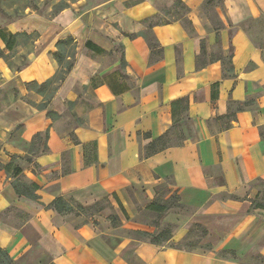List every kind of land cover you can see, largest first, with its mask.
Instances as JSON below:
<instances>
[{
	"label": "crops",
	"instance_id": "crops-1",
	"mask_svg": "<svg viewBox=\"0 0 264 264\" xmlns=\"http://www.w3.org/2000/svg\"><path fill=\"white\" fill-rule=\"evenodd\" d=\"M170 1L77 0L54 17L29 12L8 25L38 39L25 70L0 59V78L16 91L0 115V161L26 157L35 135L49 133L37 173L20 161L38 200L19 196L0 171V248L19 264L36 249L48 264H264V0H222L221 30L204 16L206 0H181L186 14L167 10ZM151 31L161 54L143 36ZM68 37L75 65L42 109L44 97L26 84L55 76L52 55ZM218 58L231 59L230 76ZM179 99L188 119L173 130ZM161 137L176 144L154 151ZM173 195L191 213L166 215L175 227L161 244L117 233L109 215L81 224L48 208L58 198L84 208L108 200L124 228L138 203ZM194 225L207 230L204 242L173 247Z\"/></svg>",
	"mask_w": 264,
	"mask_h": 264
},
{
	"label": "trees",
	"instance_id": "trees-1",
	"mask_svg": "<svg viewBox=\"0 0 264 264\" xmlns=\"http://www.w3.org/2000/svg\"><path fill=\"white\" fill-rule=\"evenodd\" d=\"M22 11L23 13L16 18L9 19V24L13 23L17 20H20L24 18L27 14L26 11L30 10L31 12H35L39 15H44V8H46L50 0H26ZM77 0H73L72 2H61L58 5H56L53 9L52 14H50L51 17H54L58 15L63 10L70 7V5ZM222 3V0H206L204 7L207 8V10H213L214 13L217 6H219ZM175 7L177 9H180L181 11H185L186 13L189 11L187 6L181 1L176 0L174 3ZM20 9H16V13H19ZM8 16V13H7ZM150 20H146L145 23H149ZM152 22V20H151ZM153 23V22H152ZM152 23H150L152 27ZM6 26H0V40L4 44V48L0 47V59L4 60L6 63H8L9 67L13 70H16L17 72H21L22 70H25L28 68L31 64L28 54L32 52L30 50L33 49L35 42L38 39V35L36 33L28 34L26 32H18V33H12L8 30V25ZM221 24V22H220ZM223 28V25L221 24L220 28H217V30H221ZM143 36L148 41L149 46L151 50L156 51L157 53H162L161 46L157 39L154 36L153 31L150 33L145 32L143 33ZM76 42L73 37H68L67 39L59 40L56 43V52L53 53V59L57 62L59 65V69L57 70L54 77L49 79L48 81L40 84L36 81L27 83L26 87L30 91H34L37 94L44 97L45 103L40 105V108L45 109L47 108L50 100L53 98L55 92L58 90V88L61 86V84L66 80L67 76L72 71L75 61H76ZM29 49V53L26 55V60L24 63H22L20 66L16 67L13 63H11V60L15 58L21 50ZM218 60H222L221 58H218ZM223 62L224 66V76H230V72H233L232 62L231 59L228 62ZM8 102L7 95H0V113L5 108L6 104ZM34 105V103H31ZM242 105V104H241ZM239 107H242V106ZM189 110V102L186 99H179L172 104V113H173V130L177 128L179 124H181V121H185L186 118L188 119V116L186 115ZM51 116H55V113L49 112L48 113ZM185 114V116H184ZM231 125H228L226 128H230ZM174 132V131H173ZM263 139H264V131L261 133ZM49 137V133H39L35 135L32 144L31 149L29 152V155L26 157H18L13 156L11 158V161L9 163H3L0 161V171H5L8 175L9 179H12V185L16 191V193L19 196H24L26 198L32 199V200H38L39 197L37 195V190L39 189L38 185L35 183L29 181L25 174H24V168L21 164L18 162L23 161L27 165L32 166L33 172L37 173L39 166L36 163V157L45 153L47 151V139ZM182 144L183 142L179 141L178 144ZM175 141L172 139H166L164 137H161L157 139L155 142H153L151 145L153 146V150L157 151L160 149L167 148L169 146H173ZM0 150H1V144H0ZM104 202V201H103ZM108 207L111 208V204L109 201H105ZM102 202L89 207L84 208L80 205H77L73 201H67L63 198L56 199L48 208H51L55 210L56 212L60 214H71L74 213L75 210H81V211H87L91 210L97 205H100ZM148 210L153 211L158 214V217L160 220L164 219L166 215H168L170 212H173L176 209H185V207L180 203V199L178 196L173 195L169 199H161L157 198L154 202L148 205ZM115 219L119 222V217L115 215ZM120 223V222H119ZM198 230L201 232V239L198 242H187L190 236L192 235L193 230ZM138 234H141L145 237H153L154 240L150 241L154 244H161L162 240L160 238H155L154 234L152 233H145V232H138ZM207 236V230L200 225H194L191 227L189 236L182 242L178 244H172L173 247H175L178 250L182 251H192L195 248L199 247L202 243L201 240L204 239ZM171 238L168 237L167 240ZM166 240V241H167ZM204 248L210 249V245L206 244L203 246ZM0 264H19L15 260L11 258V256L3 249L0 248Z\"/></svg>",
	"mask_w": 264,
	"mask_h": 264
},
{
	"label": "rangeland",
	"instance_id": "rangeland-1",
	"mask_svg": "<svg viewBox=\"0 0 264 264\" xmlns=\"http://www.w3.org/2000/svg\"><path fill=\"white\" fill-rule=\"evenodd\" d=\"M73 0H50L49 5L44 8L43 12L44 15L41 16H45V17H49L50 14H52L53 9L56 5H58L61 2H72ZM92 3H97L100 0H89ZM27 1L26 0H0V26H6L7 24H9V19L11 18H16L17 16L21 15L23 13L22 9L25 5ZM176 2V0H171L169 3V6H166V9L171 11H175L179 14H186V12L181 11L180 9H177L174 5V3ZM16 9H20L19 13H16ZM204 16H206V18L213 24L214 28H220L221 24L220 21L218 20L216 14L214 13L213 10H207V8L204 7ZM31 13L30 10L26 11L27 13ZM8 13V16H7ZM37 14V13H36ZM32 50V48L30 49ZM29 49H25V50H21L20 53L11 60V63H13L16 67L20 66L22 63L25 62L26 60V55L29 53L30 51ZM213 55L214 57L217 56H223L222 52L220 49H218V46H216L213 49ZM12 93V92H16L14 89V85L12 83L7 84V81L2 80L0 78V95H4L7 93ZM23 100L25 101H30L28 98H23ZM8 102L5 106V108L3 109V111L0 113V115L5 111V109L7 108ZM3 156V155H2ZM5 162H7V158L5 159ZM19 164H24L23 162H18ZM177 213H182L184 215H188L191 213L190 210L188 209H176L174 210ZM104 214V215H109V221L111 223V225L116 228V232L119 234H122L124 236H128V237H132L134 239H138V240H144V241H152L154 240L153 237H145L142 236L141 234H138V231L130 229L129 227H127V225H131V226H137L139 227L140 231H144L145 230H154L153 234L155 238H160V240H162V243L165 242L168 237H170L174 231V225L170 224V223H166L165 219L160 220L158 217V214L150 211L147 209V207L144 206V203H138L137 207L134 211V214L131 216H127L126 218V226L120 227L121 223H119L116 219H115V213L113 212V210L108 207V205L106 204V202H102L100 205H97L96 207H94L91 210H87V211H81V210H75L74 216L75 218H79L78 221L79 223H86L89 221V218L92 215H96V214ZM148 233V232H145ZM152 234V233H151ZM192 235L190 236V238L188 239L187 242H198L201 239V232L198 230H193ZM205 240L202 239L201 243H203ZM33 256L34 258H31L30 262L31 264H48L49 263V257L46 256L44 253H42L40 250H34L33 252Z\"/></svg>",
	"mask_w": 264,
	"mask_h": 264
}]
</instances>
